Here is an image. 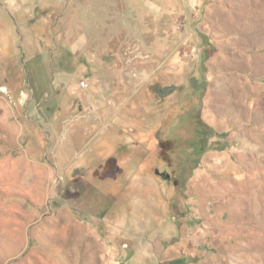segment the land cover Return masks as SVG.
Returning <instances> with one entry per match:
<instances>
[{
	"label": "rangeland",
	"instance_id": "obj_1",
	"mask_svg": "<svg viewBox=\"0 0 264 264\" xmlns=\"http://www.w3.org/2000/svg\"><path fill=\"white\" fill-rule=\"evenodd\" d=\"M0 264H264V0H0Z\"/></svg>",
	"mask_w": 264,
	"mask_h": 264
},
{
	"label": "crops",
	"instance_id": "obj_2",
	"mask_svg": "<svg viewBox=\"0 0 264 264\" xmlns=\"http://www.w3.org/2000/svg\"><path fill=\"white\" fill-rule=\"evenodd\" d=\"M28 62H32V64L33 65H36L37 63H41V61H40V59L38 58V57H32V58H30L29 60H28ZM37 70V69H36ZM39 70H41V69H38V71ZM39 72H42V73H44L45 71H43V70H41V71H39ZM78 90H80L79 88H78V86L76 87ZM84 90H80V92L82 93ZM84 125H85V127L87 128L86 129V131H89V133H91V132H93V131H95L96 129H95V127L92 125V123L91 124H89V123H87V122H84ZM92 134V133H91Z\"/></svg>",
	"mask_w": 264,
	"mask_h": 264
},
{
	"label": "trees",
	"instance_id": "obj_3",
	"mask_svg": "<svg viewBox=\"0 0 264 264\" xmlns=\"http://www.w3.org/2000/svg\"><path fill=\"white\" fill-rule=\"evenodd\" d=\"M112 163H115V158H109V159H107V160H105V162H104V164H103V168L104 169H107V165L109 166V164H112Z\"/></svg>",
	"mask_w": 264,
	"mask_h": 264
},
{
	"label": "built area",
	"instance_id": "obj_4",
	"mask_svg": "<svg viewBox=\"0 0 264 264\" xmlns=\"http://www.w3.org/2000/svg\"><path fill=\"white\" fill-rule=\"evenodd\" d=\"M78 88H79L80 90H85V89H87V84H86L84 81H81V82L79 83V85H78Z\"/></svg>",
	"mask_w": 264,
	"mask_h": 264
},
{
	"label": "water",
	"instance_id": "obj_5",
	"mask_svg": "<svg viewBox=\"0 0 264 264\" xmlns=\"http://www.w3.org/2000/svg\"><path fill=\"white\" fill-rule=\"evenodd\" d=\"M156 174H159L158 171H156ZM161 177L168 179L169 176L167 174H159Z\"/></svg>",
	"mask_w": 264,
	"mask_h": 264
}]
</instances>
